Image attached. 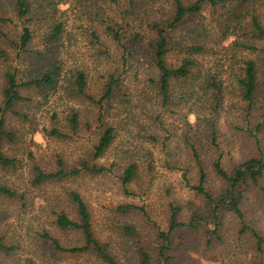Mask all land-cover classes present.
<instances>
[{"label":"rangeland","instance_id":"obj_1","mask_svg":"<svg viewBox=\"0 0 264 264\" xmlns=\"http://www.w3.org/2000/svg\"><path fill=\"white\" fill-rule=\"evenodd\" d=\"M181 1L187 4L194 0ZM172 3L135 0L134 14L124 16L127 0H117L115 5L103 0H68L55 6V14L42 4L19 19L9 2L2 0L0 15L8 20L3 27L8 39L17 42L23 27H29L32 40L27 53L20 57L10 43H0V90L4 75L13 70L18 82L47 70L56 77L50 88L21 92L27 101L20 102L15 111L25 119L6 117L14 140L4 141L1 151L14 164H0V186L9 188L16 197L0 195V237L15 250L8 255L0 253V264H100L90 254L58 252L42 238L48 234L62 248L83 245L78 233L60 231L53 224L55 212L74 216L66 202L69 191L82 197L96 239L117 264H141L140 251L148 254L152 264H159V234L168 231L172 210H177L178 221L183 224L193 211L203 210L202 198L192 190L198 183V169L191 145L205 169V189L213 195L224 186L213 171L216 161L231 172L251 158L264 160V42L256 40L250 23L254 16L264 26V0H241L216 9L204 5L199 19L174 35L175 42L200 43L205 53L198 58L199 67L190 78L171 84L170 104L163 106L147 63L150 40L145 24L167 16ZM113 18L122 24L127 38L134 34L140 37L134 41L123 74L121 94L105 118L114 129L115 139L104 155L94 160L93 147L100 135L96 110L76 98L70 85L74 74L83 71L91 91L97 90L117 52L105 32ZM53 23L61 24L63 32L56 42H48ZM103 52H109L111 59ZM244 60L255 63L259 84L249 114L236 93L237 70ZM212 76L223 90L214 135L207 89ZM75 111L80 120L77 136L56 139L46 133L53 126L63 129L66 116ZM59 161L65 170L86 161L109 172L31 186L34 167L55 172ZM129 165L136 167L135 177L123 187L121 176ZM259 186L264 188V173ZM126 206L135 209L124 212ZM241 209L248 226L264 238V197L258 187L244 191ZM237 232V220L227 215L224 242L206 248L202 239L181 228L173 234L175 249L168 264H264V254L255 258L250 239L239 237Z\"/></svg>","mask_w":264,"mask_h":264},{"label":"trees","instance_id":"obj_2","mask_svg":"<svg viewBox=\"0 0 264 264\" xmlns=\"http://www.w3.org/2000/svg\"><path fill=\"white\" fill-rule=\"evenodd\" d=\"M11 5L12 12L19 19L28 17L33 7L40 8L45 5L48 11L56 13V5L67 3L68 0H4ZM109 4H117V0H103ZM241 0H194L184 4L181 0H173L171 12L161 20L150 21L145 24V33L149 36L148 51L146 52L149 70L155 75V88L163 106L170 104L171 84L175 81H185L190 78L199 67L198 58L204 54V47L200 43L192 40L190 42H175L174 35L194 24L200 17L202 8L207 5L211 9L217 7L225 8L239 3ZM2 0H0L1 4ZM127 9L122 13L124 16L134 14L135 0H127ZM43 9V6H42ZM113 18L112 25L105 28V32L110 37L116 47L112 65L107 72L101 76L99 86L95 92L91 91L89 79L83 71L74 74L70 85L71 93L78 99L87 103L96 110V121L100 135L98 142L93 147V158H101L109 149L115 139L114 129L105 122L106 115L112 108L116 98L121 94L123 74L125 73L129 56H131L134 41L139 39L138 34L127 38L123 32L122 24ZM8 21L4 15H0V43L8 42L17 51V57L25 55L28 45L32 40V32L29 27H23L22 33L15 41L8 39L3 27ZM254 37L258 41L264 42V26L260 21L252 16L250 19ZM61 24L53 23L49 29L48 42H56L62 35ZM253 49V48H247ZM131 51V52H130ZM103 55L111 59L109 52ZM175 57V58H174ZM174 59V60H173ZM17 71H9L4 75L3 84L0 90V164L12 166L14 160H10L1 151L3 142H12L14 133L7 129L8 115L25 119V116L16 112V106L20 102L27 101L21 95L23 90L41 91L50 88L55 83V74L47 70L24 82L17 81ZM209 80V79H208ZM207 80L210 106L213 113V122L210 123L212 135H214L215 119L223 102V90L221 83H218L214 76ZM236 93L238 100L246 107L249 114L258 91V77L255 63L251 60L242 61L241 67L237 70ZM55 118V116H54ZM63 129L53 126L46 133L56 139H71L77 136L80 129L78 112H71L65 118ZM89 128V125L87 126ZM66 129L67 133H63ZM191 153L198 169V183L192 187L194 193L203 200V210L193 211L186 224L178 221L177 210H172L170 225L167 232L160 233L159 238L162 244L158 248V257L161 264H168L171 261L169 254L175 249L173 245L174 233L185 228L187 233L197 236L203 240L206 248L221 245L224 242L225 218L227 215L233 216L238 223L237 235L248 237L254 247V257L264 254V238L260 233L248 226L245 221L241 204L244 199V191L250 186L258 187L264 197V188L259 186V181L264 173V160L261 158H251L234 167L231 172L223 169L219 161L213 164L215 175L224 183L223 189L217 195H213L205 189L206 173L203 168L196 149L191 145ZM105 167L81 161L79 167L65 170L62 162H58V169L55 172H45L38 167L32 169L31 186L40 187L47 183H59L62 181H76L84 176H98L108 173ZM136 167L129 165L121 176L122 186L129 185L135 177ZM0 195L8 198H15L16 194L5 186H0ZM66 202L73 209L74 216L70 218L64 211L54 213V226L64 232L78 233L83 240V245L73 248H62L59 242L43 234L42 238L52 245L58 252L69 254H90L100 264H117L107 249L95 237L92 229L89 210L79 193L69 191L65 194ZM124 212L135 209L132 206L122 208ZM15 250L14 247L5 243L0 237V253L8 255ZM141 264H152L150 257L144 251H140ZM262 260H260L261 262ZM159 263V264H160Z\"/></svg>","mask_w":264,"mask_h":264}]
</instances>
